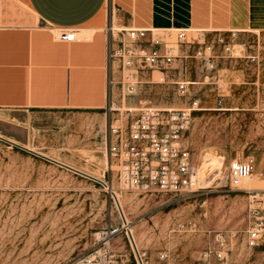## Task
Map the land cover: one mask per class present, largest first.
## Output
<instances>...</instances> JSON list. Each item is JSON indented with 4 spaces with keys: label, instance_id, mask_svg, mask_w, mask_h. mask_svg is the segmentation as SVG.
Wrapping results in <instances>:
<instances>
[{
    "label": "rangeland",
    "instance_id": "rangeland-1",
    "mask_svg": "<svg viewBox=\"0 0 264 264\" xmlns=\"http://www.w3.org/2000/svg\"><path fill=\"white\" fill-rule=\"evenodd\" d=\"M113 27L116 32L121 25ZM247 36L245 55H235L233 40L229 51L214 48V67L193 55L179 56L165 81L144 82L135 93L129 94L127 83L120 89L117 73L110 77L115 92L109 104L115 106H184L200 100L188 134L193 160L197 163L200 150L211 149L225 160L221 175H215L216 163L202 171L206 188L190 198L122 189L105 145L111 115L106 121L105 108L93 115L20 110L13 124L0 120V130H14L43 154L0 139V264H83L92 257L94 264H140L130 229L147 264H214L212 253L205 260L204 252L216 246L218 232L232 231H238L230 243L238 260L234 264H264V245L246 243L254 199L225 185L232 160L253 157L254 175L263 182L255 189L264 191V39L262 34ZM115 60V71L124 69L122 79L139 78L136 68ZM142 67L152 71L147 63ZM159 75L164 74L153 71L152 80ZM182 78L191 81L185 96L177 91ZM112 185L135 202L125 204L128 223L116 207Z\"/></svg>",
    "mask_w": 264,
    "mask_h": 264
},
{
    "label": "crops",
    "instance_id": "crops-1",
    "mask_svg": "<svg viewBox=\"0 0 264 264\" xmlns=\"http://www.w3.org/2000/svg\"><path fill=\"white\" fill-rule=\"evenodd\" d=\"M116 19L121 27L208 28L212 36L237 29V39H264V0H0V120L13 124L20 110L101 113L114 90L111 75L120 81L124 71L110 57ZM62 26L75 27L78 38L59 40L54 29ZM138 72L135 90L153 76ZM0 133L26 142L14 130ZM230 258L238 261L235 252Z\"/></svg>",
    "mask_w": 264,
    "mask_h": 264
},
{
    "label": "built area",
    "instance_id": "built-area-1",
    "mask_svg": "<svg viewBox=\"0 0 264 264\" xmlns=\"http://www.w3.org/2000/svg\"><path fill=\"white\" fill-rule=\"evenodd\" d=\"M117 29L120 38L115 40L111 36L110 57L119 59L123 67H134L137 71L144 69L142 64L147 63L152 71L164 74L158 80L160 82L165 81L166 74L169 75L174 69L173 63L179 56L186 58L193 55L203 60L206 66L214 67V48L218 46L229 51L232 41L239 35L237 29H229L228 36L221 33L212 36L213 29L208 28ZM54 30L59 40L70 42L78 38L75 27L62 26ZM179 45L184 48L182 54ZM191 48L193 52L190 54ZM251 58L257 60L259 53ZM122 82L127 83L129 94L134 93L138 80L127 76ZM176 83L179 95L185 96L191 81L182 78ZM199 109L198 98L184 106H115L113 103L106 106L105 113L111 115L105 145L110 159L118 167L122 189L181 198L203 192L206 186L202 184L200 168L193 160L188 139L194 115ZM255 166L253 157L232 160L225 183L232 189L245 190L254 199L249 207L250 221L246 231V243L250 248L264 245V191L241 186L254 173ZM237 236L238 231L230 234L218 232L215 236L216 246L204 252V259L207 260L212 253L214 264H231L230 243ZM93 262L94 257L79 263Z\"/></svg>",
    "mask_w": 264,
    "mask_h": 264
},
{
    "label": "bare ground",
    "instance_id": "bare-ground-1",
    "mask_svg": "<svg viewBox=\"0 0 264 264\" xmlns=\"http://www.w3.org/2000/svg\"><path fill=\"white\" fill-rule=\"evenodd\" d=\"M121 21L120 19H116L114 24H120ZM111 31L113 33V36L116 37L118 34H117V31L114 32V27L111 26ZM243 36L239 37V39H235L234 42H233V49L235 51V55H238V56H243L245 55L244 51H246L247 49V46H246V41H247V38H243ZM179 47V50L182 52L183 49L181 47V45L178 46ZM233 53V52H232ZM182 66V64H181ZM161 76L159 75V77H157V79L155 80H160ZM207 80H209V77L206 76ZM140 100V99H139ZM144 101V99H142ZM141 101V100H140ZM259 101V99H258ZM136 102V101H135ZM150 105L148 102H144V103H141L140 105L138 106H148ZM196 118V117H195ZM194 129V127H193ZM1 134V133H0ZM3 136V135H2ZM4 137V136H3ZM7 139V137H6ZM12 141L14 142H17V143H20V141L14 139V138H10ZM23 146L25 147H28L30 149H33L35 150L36 147L30 145L29 143H25L23 144ZM217 152V151H216ZM237 152V151H236ZM224 153V152H222ZM237 154V153H236ZM78 155V154H77ZM194 155V154H193ZM49 156H50V153H49ZM94 156V155H93ZM88 157V156H87ZM99 157V156H98ZM55 160L63 163V164H66L70 167H72L74 170H78V171H81L80 169H78L77 167L69 164L68 162L64 161V160H61V159H58V158H54ZM195 160H197V163H198V166L200 168V172L203 174V170L207 167H209V165L211 163H216L217 164V168H218V172L215 174V175H221V169L224 165V157L221 155V156H218L215 151L213 149H211L208 153H203V150H200L197 155H195ZM96 161V160H94ZM110 161V160H109ZM109 161H107L109 163ZM106 162V161H105ZM95 164V163H94ZM92 164V165H94ZM107 164V163H106ZM105 164V165H106ZM88 168V167H87ZM86 169V168H85ZM108 169V168H107ZM85 171V170H84ZM84 171H81V172H84ZM87 171V170H86ZM86 173V172H84ZM103 173V172H102ZM88 174V173H86ZM201 174V176H202ZM90 175V174H89ZM98 176V175H97ZM100 176V175H99ZM103 176V175H102ZM224 177V176H223ZM103 178V177H102ZM101 178V179H102ZM203 178V176H202ZM102 181V180H101ZM263 183L261 180L257 179L254 175V173L248 177L243 183H242V187L244 188H258L260 186V184ZM113 194H114V198H115V203H116V207L121 215V217L124 219L125 223H128L129 222V217L127 216V213H126V210H125V204H134L135 202H133L132 198L131 197H127L126 195H123L121 194L115 187V185L113 186ZM220 204L217 205V207L215 208V212L218 213L220 211ZM130 231V234L132 235V238H133V241L135 243V245L137 246V249L139 251V254H140V259H139V263L140 264H147V262L144 260L143 258V253L140 251L139 249V246H138V243H137V240H136V237H135V234H134V231L132 229L129 230ZM238 237V236H237ZM236 239V238H235ZM237 241V240H236ZM235 242V241H233ZM264 256V255H263ZM260 257V256H259ZM262 257V256H261ZM260 257V258H261ZM258 258V257H257ZM256 258V259H257ZM258 260V259H257ZM263 260V259H262Z\"/></svg>",
    "mask_w": 264,
    "mask_h": 264
},
{
    "label": "water",
    "instance_id": "water-1",
    "mask_svg": "<svg viewBox=\"0 0 264 264\" xmlns=\"http://www.w3.org/2000/svg\"><path fill=\"white\" fill-rule=\"evenodd\" d=\"M7 141H9L10 143H12V144H14V145H16V146H20V147H22V148H24V149H27V150H30V151L36 152V151H34V150H32V149H30V148H28V147H25V146H23V145H20V144H18V143H16V142H13V141H10V140H7ZM36 153L41 154V153H39V152H36ZM41 155H43V154H41ZM56 161H57V160H56ZM57 162H59V161H57ZM59 163H61V162H59ZM62 164H63V163H62ZM65 165H66V164H65ZM66 166H68V165H66ZM68 167H70V166H68ZM70 168H72V167H70ZM72 169H73V168H72ZM77 171H78V170H77ZM80 172H81V171H80ZM82 173H84V172H82ZM84 174H86V173H84ZM87 175H89V174H87ZM89 176H91V175H89ZM92 177H93V176H92ZM93 178H95V177H93ZM95 179H97V178H95ZM97 180H99V179H97ZM129 238H130V241H131V243H132V246H133V248H134V250H135L137 256H138L139 259H140L139 251H138L137 246L135 245V243H134V241H133V238H132V235H131V234H129Z\"/></svg>",
    "mask_w": 264,
    "mask_h": 264
}]
</instances>
